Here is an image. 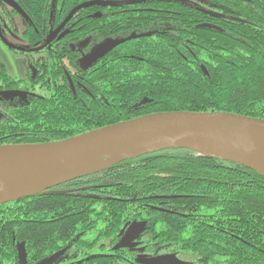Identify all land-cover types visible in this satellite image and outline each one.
Here are the masks:
<instances>
[{
	"label": "trees",
	"instance_id": "1",
	"mask_svg": "<svg viewBox=\"0 0 264 264\" xmlns=\"http://www.w3.org/2000/svg\"><path fill=\"white\" fill-rule=\"evenodd\" d=\"M14 1L28 17V80L0 64V90L27 84L34 93L20 104L0 101V144L60 140L157 112L264 119V0ZM98 6L101 15L86 16ZM53 30L65 31L60 40H51ZM128 34L145 35L94 64L80 63L99 39ZM51 190L63 193L0 204V264H19L21 242L27 264L82 238L99 249L105 242V256L86 264H141L125 247L111 249L126 219L141 223L140 251L151 257L264 264V175L239 162L171 148L109 163Z\"/></svg>",
	"mask_w": 264,
	"mask_h": 264
},
{
	"label": "water",
	"instance_id": "2",
	"mask_svg": "<svg viewBox=\"0 0 264 264\" xmlns=\"http://www.w3.org/2000/svg\"><path fill=\"white\" fill-rule=\"evenodd\" d=\"M3 1L23 15V11L15 2ZM2 41L5 43L3 37ZM121 42H108L105 46L85 56L82 59L83 65H91ZM15 48L22 50L19 47ZM16 93L17 91L11 90L0 91V96ZM187 136L206 139L209 142L222 143L223 140H227L264 148V119L220 111L157 112L56 141L0 144V204L37 193H55L51 191V188L62 181L19 191L17 188L32 181L54 178L74 170H81V172L64 181L91 173L109 163L165 149L189 148L202 155L200 148L175 145L176 140ZM212 154L239 162L264 175V164L261 159L252 158L246 152L237 150L225 156L216 152L204 155ZM140 229L141 223L131 224L124 238L135 236ZM123 245L122 242L118 247H123ZM17 254L18 263L26 264L23 242L18 244ZM54 259L55 256H52L47 264L52 263ZM144 263L181 264V260L173 254H164L148 257Z\"/></svg>",
	"mask_w": 264,
	"mask_h": 264
},
{
	"label": "flooded vegetation",
	"instance_id": "3",
	"mask_svg": "<svg viewBox=\"0 0 264 264\" xmlns=\"http://www.w3.org/2000/svg\"><path fill=\"white\" fill-rule=\"evenodd\" d=\"M89 10H91V12L92 13L94 12L95 14H99V13H100L99 15L102 14V12H101L102 7L101 6H98V8L94 7V8L87 9V12H86L87 17H90V15H91ZM11 11L14 12L15 10L12 7H10L7 3H5L3 0H0V12L3 14V16L7 15V13H9ZM16 14H18V13H16ZM27 21H25V23H27ZM25 27H26V24H25ZM63 32H65V31L60 30L59 32H57L56 30H53V33L50 32L51 33V40H53L52 38L55 34H57L58 36H61V34ZM118 37H120V36L117 35V36H113V37H107V38L99 39L91 51L83 53L81 60H80V63L83 65L82 59L85 56H87L89 53H91L94 49H96L99 46H105L109 39H111V38L115 39ZM61 38H62V36L59 38V40ZM4 40H5V46H7V48H9L13 53H15L17 55L19 54V55L23 56L28 50H31L33 48L32 44L28 43V42H27V46L22 47L16 43H11L10 41H7L5 38H4ZM36 42H35V45L38 44ZM15 47L22 48V50H18ZM24 62H25V58H24ZM25 67H26V64H25ZM33 75H36L35 70H33ZM27 77H28V75H27V70H26V78H25L26 80H28ZM24 86H26V88L28 87L27 84H21L20 86L15 87L13 89H5L3 91H10V90L11 91H18V90H20L21 93L28 94V96L29 95L31 96L34 92L33 91L30 92L26 89H23V88H25ZM0 91H2V90H0ZM135 220L136 219H133V220L126 219L124 221L123 228L120 230V232L123 230L120 237H122V238L125 237V234L128 231L130 224ZM136 238H137V234L135 236L131 237L130 239H128L127 245L125 246V249H127L128 251L130 250L131 252L137 254L136 260H139L138 262L140 263L144 259L143 258L144 255L146 256V258L151 257V256H148L149 254L145 251L144 252L140 251L141 245H139V240H138V238L137 239ZM131 240H133L134 243ZM135 243H136V245H133ZM116 244H114L111 247L112 250H117V249L113 248ZM100 245H101V248L99 249L96 246H92L89 243L88 239H86V238L78 239L76 241H73L72 245L66 248L67 251H64L63 249H58V250L52 252L51 254H49V256L42 257L40 260L36 261L35 259H31V260H29V263H27V264H40L43 259L48 260L51 256H53L55 254H56L55 259L50 264H86L88 262L89 256L90 257L93 256L94 259H96L95 257L103 258V256H105V242H101ZM142 250H144V249L142 248ZM163 254H170V253H163ZM163 254H157V255H163ZM152 256H156V255H152ZM32 260H35V261H32ZM141 264H143V263H141ZM144 264H146V263H144Z\"/></svg>",
	"mask_w": 264,
	"mask_h": 264
},
{
	"label": "bare ground",
	"instance_id": "4",
	"mask_svg": "<svg viewBox=\"0 0 264 264\" xmlns=\"http://www.w3.org/2000/svg\"><path fill=\"white\" fill-rule=\"evenodd\" d=\"M13 2H15L14 0H12ZM140 1H146V0H133L132 2L133 3H137V2H140ZM16 5H18L16 2H15ZM9 5V4H8ZM10 6V5H9ZM12 7V6H10ZM19 7V5H18ZM13 8V7H12ZM20 8V7H19ZM15 10L16 13H18L20 16H22L25 21L28 20V17L26 15V13L23 11V15H21L15 8H13ZM26 17V18H25ZM145 34H138V35H134V34H131L123 39H119V40H114V39H109L108 42H118V41H122L121 43H123L124 41H127L129 39H132V38H135V37H138V36H144ZM107 42V43H108ZM119 43V44H121ZM118 45V44H117ZM103 46H99L97 47L96 49H94L91 53L95 52L97 49L101 48ZM89 53V54H91ZM88 54V55H89ZM103 57V56H101ZM100 57V58H101ZM100 58H98L96 61H94L92 64L96 63ZM21 93L20 90L17 91L16 94H19ZM97 129V128H96ZM94 130V129H93ZM91 131V130H89ZM81 134V133H80ZM79 135V134H77ZM76 136V135H74ZM74 136H71V137H74ZM70 138V137H68ZM65 139V138H64ZM56 141V140H55ZM224 143V144H223ZM175 145L176 146H191V147H195V145L198 146V149L200 148L202 153L203 154H211L213 152H216V153H219L223 156H225L226 154L230 153V152H234V151H237V150H241L242 152H246L250 157H255V158H259L261 159V161L263 162L264 164V148L262 147H258V146H248L242 142H230V141H225L223 140L222 143H219V142H215V141H208L206 139H202V138H198V137H193V136H187V137H183V138H180L178 140L175 141ZM196 148V147H195ZM211 156H216V155H211ZM79 172H81V170H74V171H71V172H67L63 175H60V176H57V177H54V178H50V179H43V180H36V181H32V182H29V183H26V184H23L21 186H19L17 188V191L19 190H23V189H28V188H32V187H38V186H44L46 185L47 183H50V182H63L65 179L73 176V175H76L78 174ZM55 187V186H54ZM53 188V187H52ZM51 188V189H52ZM55 193H63V191H57V190H51ZM33 196V195H31ZM27 197H30V196H27ZM26 198V197H24ZM19 200V199H18ZM133 223H136V222H132L131 224ZM131 226V225H130ZM130 228V227H129ZM129 231V230H128ZM128 233V232H127ZM126 236V235H125ZM130 239V238H128ZM126 238H123L120 242H118L113 248L114 249H119V248H123L127 245V240ZM123 242V247H118V245L120 243ZM18 246V245H17ZM53 256H56L53 255ZM52 257V256H51ZM50 257V258H51ZM49 258V259H50ZM48 259V260H49ZM147 258H144L141 263H144L146 261ZM48 260L46 259H43L41 261V263H44L43 261H45L44 264H47ZM182 262V261H181ZM148 264V263H146Z\"/></svg>",
	"mask_w": 264,
	"mask_h": 264
},
{
	"label": "rangeland",
	"instance_id": "5",
	"mask_svg": "<svg viewBox=\"0 0 264 264\" xmlns=\"http://www.w3.org/2000/svg\"><path fill=\"white\" fill-rule=\"evenodd\" d=\"M25 24L24 18L19 14L9 12L7 15L3 16L0 12V64L4 67L7 74L20 80L26 78L25 56L13 53L5 46L2 37L19 46H27V41L22 37ZM0 101H2L1 104L5 105L20 104L29 101V96L24 93L2 95L0 96ZM2 107L3 106L0 105V109H2ZM195 147L198 149L197 145H195ZM127 232L125 235H127Z\"/></svg>",
	"mask_w": 264,
	"mask_h": 264
}]
</instances>
